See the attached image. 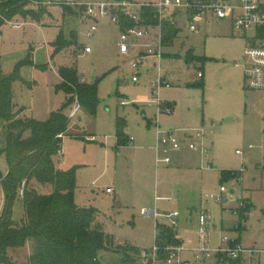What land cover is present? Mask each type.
<instances>
[{
	"label": "rangeland",
	"instance_id": "rangeland-1",
	"mask_svg": "<svg viewBox=\"0 0 264 264\" xmlns=\"http://www.w3.org/2000/svg\"><path fill=\"white\" fill-rule=\"evenodd\" d=\"M36 1L24 0L25 12H33L36 20L31 18L33 15H15L9 21L11 24L31 21L35 22L34 25H26L21 30L14 29L7 22L2 26L0 53L5 61L13 58L12 52L17 53L18 59L22 57L23 50L33 49L34 54L40 48L38 59L48 63L47 44L57 39L60 33L71 43L75 41L74 35L78 44L90 47L93 54H81L77 47L69 45L65 54L56 57V62L64 61L76 66L88 84H92L95 77L100 79L96 116L82 110L71 119V137H65L63 152L57 157L60 170H75L76 205L81 209L100 211L105 232L120 242L135 245L139 250L151 249L158 238L155 219L144 218L142 209L157 210L162 215L158 219L159 224H164L166 230L174 235L175 229L166 226L168 221L163 216L178 211L181 217L176 231L186 248L216 249L223 239L239 238L243 248H264V91L250 90L244 68L237 66L244 59L247 48L264 47V43L258 42L256 31L238 32L231 21L222 23L208 16L198 24L196 33H190L188 19L179 16L180 35L176 36L179 40L170 49L175 54L173 59L162 62L163 76L171 87L160 90L163 106L159 120L163 129H185L191 134V144L204 143L208 152L205 161L212 163L213 170H201L200 162L187 172L166 170L164 165L156 169L151 149L155 130L149 128L147 122L156 113L150 107V99L153 82L158 76L157 67L153 62L147 63L146 69H140L139 82L133 83L136 72L129 64L132 58L120 53L121 30L117 25L100 23L98 31L88 38L90 26L73 20L72 15L76 17V14L69 12L70 7L56 4L61 0H49L54 2L52 6ZM74 50L77 53L73 58ZM189 52L193 57L187 64ZM199 73H202V78H199ZM54 75L51 70L38 72L37 80L48 83ZM40 91L32 101L31 115L44 121L48 116L47 110L58 106L60 97H52L53 92L48 85ZM72 98L73 95L66 96L67 101ZM167 102L174 106L169 108ZM74 103L75 100L65 110L67 116ZM122 119L126 123L124 130L128 141L135 138L134 144L139 148L131 147L129 142L117 145L116 125ZM202 129L205 135L200 138L197 132ZM180 134L177 133V137ZM4 148L5 129L0 121V220L7 207L3 180L9 171ZM222 172H229L230 178L222 180ZM221 187L228 191L225 196L230 200L227 203L202 199L205 194L218 192ZM107 189L114 193L107 194ZM246 198L251 200L252 210ZM239 200L242 207L238 215L232 209L239 205ZM202 213L207 216L204 233L199 223ZM8 220L16 225L24 224L25 209L19 189ZM240 225L239 231V228L234 229ZM190 236L196 238L191 239L196 241L192 246L185 242ZM27 255L28 247L25 245L16 251L9 250L7 256L14 264H25ZM106 258L116 257L112 253L102 257L103 264H108Z\"/></svg>",
	"mask_w": 264,
	"mask_h": 264
},
{
	"label": "trees",
	"instance_id": "trees-1",
	"mask_svg": "<svg viewBox=\"0 0 264 264\" xmlns=\"http://www.w3.org/2000/svg\"><path fill=\"white\" fill-rule=\"evenodd\" d=\"M25 5L24 0H0V36L2 26L15 15H33L31 11L25 12ZM68 10L77 15L74 9ZM31 18L36 20L34 15ZM125 23L130 25L128 21ZM177 34L176 28L168 29L165 43L170 44ZM74 38L75 41L69 43L60 33L52 44V58L69 45L77 47L78 51L82 46L73 35ZM191 57L193 55L189 52L186 63L189 64ZM33 65L32 54L29 53L10 75H5L0 55V121L4 123L3 152L9 167L8 175L3 180L7 207L0 220V262L14 264L9 261L7 250L22 248L29 243L32 253L28 264H103L102 257L111 253L118 260L106 258L108 264H138L141 250L130 245L116 246L113 236L105 232L99 212L94 208L81 209L76 205L75 170L63 171L57 164L71 122L64 110L73 100H77L84 112L96 116L100 79L96 78L92 84L84 83L76 66L60 68L62 83L57 86V91L73 95V98L46 120L39 121L20 116L23 110L15 105L12 92L13 84L23 81L20 69ZM124 128V120H119L116 125L119 146L128 144ZM221 176L222 180L230 178L229 172H222ZM18 189L25 209V221L21 226L8 220ZM157 229L160 235L155 243L159 247L181 244L164 225L158 224Z\"/></svg>",
	"mask_w": 264,
	"mask_h": 264
},
{
	"label": "built area",
	"instance_id": "built-area-1",
	"mask_svg": "<svg viewBox=\"0 0 264 264\" xmlns=\"http://www.w3.org/2000/svg\"><path fill=\"white\" fill-rule=\"evenodd\" d=\"M36 3L51 6L54 2L38 0ZM57 5H66L77 11L80 20L90 26L87 37L91 38L98 31L101 22L117 25L121 30L120 53L130 60V67L136 72L133 83L139 82L140 69L144 68L151 60H156L158 69L157 79L153 82V91L150 103L162 111L163 100L161 88H170L162 74V60L165 50L166 31L178 28L179 16H184L189 21V31L196 33L198 24L203 18H214L227 22L231 21L236 31L248 33L256 31L258 42L264 43V0H158L146 2L139 0H61ZM147 11V13H145ZM130 23L126 25L125 22ZM13 27L19 28V25ZM155 32V33H154ZM157 32V33H156ZM81 54H90V47L79 49ZM244 68L246 83L250 90L264 91V47H249L245 51L244 59L237 64ZM202 77V73L198 74ZM124 106L125 104L122 103ZM82 110L80 103L75 100L69 115L70 120ZM170 112V110H168ZM180 130H163L157 125L158 143L156 146L157 163L169 164L171 150H179L181 142L177 137ZM205 130H198L197 136L203 138ZM132 139L130 140V142ZM193 150L207 153L206 148L193 145ZM239 153V152H237ZM163 154V156H160ZM207 169H211L208 165ZM242 173V172H241ZM240 174V173H238ZM112 193V189L106 191ZM227 189L221 187L218 192L205 194L203 200L227 203L230 200L225 195ZM242 204H240V208ZM144 218L160 217L156 210L142 209ZM180 213L174 212L166 215L169 228L178 227ZM201 232H205L207 216L201 214L199 218ZM156 224V238L159 235ZM219 248L206 247L186 248L178 246L159 247L156 243L151 249L142 250L138 264H264V250L243 248L236 240L223 239ZM223 245H226L224 247Z\"/></svg>",
	"mask_w": 264,
	"mask_h": 264
},
{
	"label": "crops",
	"instance_id": "crops-1",
	"mask_svg": "<svg viewBox=\"0 0 264 264\" xmlns=\"http://www.w3.org/2000/svg\"><path fill=\"white\" fill-rule=\"evenodd\" d=\"M58 2V1H57ZM52 6V5H51ZM73 17V20H77L81 25H83L84 23L80 20V18L77 17H74V15H72ZM220 21V20H219ZM222 23H225L223 21H221ZM9 23L12 27L14 25H19L20 27L19 28H15L13 27L14 29L16 30H21L23 27H25L26 25H34L35 22H31V21H23L22 23H16V24H11L9 21L7 22ZM101 23H107V24H110L108 22H101ZM39 24V23H38ZM40 25V24H39ZM43 26H46V24H41ZM178 30V34L180 35V29L177 28ZM191 33V32H190ZM179 40V37H176L170 44H166L165 46V50H164V57H163V60L165 59H173V56H174V52L173 51H170V49L174 48V42H177ZM56 41V39L53 41V42H50L47 44V48L49 49V57H50V62H43V61H40L38 59V56H37V51L40 49V48H37V51H35V53L33 54L32 51L33 49H30L28 52H26V50H23L22 52V57H19L17 59V53H10L12 54L13 58H9L8 61L6 62L5 61V57L1 55V64H2V70H3V73L5 75H10L13 71H14V68L17 64H19L21 61L25 60L27 55L29 53L32 54V60H33V66H23L21 69H20V76L22 78L23 81H17L13 84V88H12V92H13V101L15 103V105L17 106L18 109H22V115L23 116H26V117H31V118H34L36 119L35 117H32L31 115V112L33 110V99L35 97V95L38 93V92H41L40 90L42 89L43 86L45 85H48L49 88L52 89V92H53V96L52 97H56L55 99H57V97H60L59 100V105L56 106L54 104V109L51 108V110H47V114L48 116L46 117V119L51 115V113L55 112V111H58L60 109L63 108L64 104L67 102L66 100V96L67 94H65L64 92L62 91H57V86H59L61 83H62V79L59 75V69L60 68H63V67H72L74 66L73 64L72 65H69L67 64V62H56V57L58 55H61V54H65V51L68 50V48H66L65 50H63L62 52L58 53L54 58H52V54L54 52V49H53V46L52 44ZM88 47V46H87ZM81 48H84V47H81ZM92 50V49H91ZM77 53V51H73L72 53V57L75 56ZM93 54V50L90 54H84V55H91ZM81 55V54H80ZM8 57V56H6ZM80 57V56H79ZM74 58V57H73ZM162 60V62H163ZM150 63H154L153 65L155 66V63H156V60H153L151 59L149 61ZM148 62V63H149ZM187 62V61H186ZM188 64V63H187ZM163 66V64H162ZM42 67V68H40ZM146 69V67H144ZM78 69V68H77ZM51 70V71H54L55 72V75L53 77V79L51 81H49L48 83H41L39 80H37V74L38 72H44V73H48V71ZM162 70H163V67H162ZM163 74V73H162ZM78 75L79 77L81 78V82H84V83H87L86 81H84V79L82 78V76H80L79 74V71H78ZM199 76V75H198ZM203 77V76H202ZM202 77H199V78H202ZM97 77H95L94 79H96ZM165 78V77H164ZM166 79V78H165ZM99 95V94H98ZM29 96V97H28ZM32 100H31V99ZM162 99V98H161ZM152 104V103H151ZM166 105H169L171 107L174 106V104L170 103V102H167ZM71 106H69L68 108H70ZM150 107L154 110H156V113L152 116V118L150 120H148V127H153L154 128V133H155V141H154V145L153 147H151V149L154 151V161H155V167L156 169H158V167L160 165H164L166 167V170H169V169H173V170H177V171H184V172H187V171H191L190 168L191 166H193L194 164L200 162L201 164V170L203 171H212L213 170V166H212V163L211 162H208L206 163V157H207V153L203 154L200 150H193L191 147L193 145H196V144H191V140L190 137H191V134H189L188 132H186L185 129H179V128H171V129H163L161 124H160V120H159V113H158V108L152 104L150 105ZM67 109V108H66ZM65 109V110H66ZM64 110V113L67 115V112ZM82 111V110H81ZM21 116V117H23ZM45 119V120H46ZM38 120V119H36ZM123 120V119H122ZM125 122V121H124ZM126 125V123H125ZM157 125H159L163 130H180L179 132L177 133H181L180 134V137H178V139L180 140L181 142V148L179 150H175V151H172L170 152L169 156L171 158V162L169 164H164V163H157V151H156V146H157V143H158V135H157ZM71 122H70V128H69V131L67 133V136H70V132H71ZM125 129V128H124ZM124 133L126 135V132L124 130ZM66 137V136H65ZM71 137V136H70ZM116 137V135H115ZM126 138L128 140V135H126ZM65 139V138H64ZM132 139V141L130 142V140ZM64 142V140H63ZM129 144L131 145V147L133 148H139L138 145H135L134 143L136 142L135 138L131 137L129 139ZM204 145V143H201L199 145H196V146H201V145ZM207 150V149H206ZM63 152V150H62ZM160 156H163V154H161ZM210 165L211 166V169H207V166ZM172 166V167H171ZM242 178H243V172H242ZM229 179V178H228ZM108 190V189H107ZM107 193V192H106ZM114 191L112 193H109V194H113ZM108 194V193H107ZM203 199V198H202ZM247 200L250 201L251 203V200L249 198H246ZM240 201L239 200V205L235 208V209H232L234 213H237L239 215V208H240ZM253 206H252V203H251V210H252ZM231 210V211H232ZM250 210V212H251ZM98 211V210H97ZM157 211V210H156ZM99 212V215H100V222L101 224L103 225V220H102V214ZM175 212H178V211H175ZM249 212V213H250ZM158 213V212H157ZM159 214V213H158ZM204 214V213H202ZM160 215V214H159ZM162 215H160L161 217ZM159 217V218H160ZM165 217V216H163ZM181 217V214L179 216V218ZM158 218V219H159ZM191 218H189L190 220ZM156 221V220H155ZM156 224H159L158 220L156 221ZM178 224H179V219H178ZM161 225V224H160ZM164 225V224H162ZM241 228V225L240 226H237V227H234V229L236 228ZM237 229L238 231L240 230ZM177 229H175V232H176V237L177 239L181 242L182 244V241L183 239H181L178 234H177ZM236 232V230H234ZM159 232V231H158ZM108 234V233H107ZM110 235V234H109ZM113 236V235H111ZM114 242L117 244V245H120V244H127V243H123V242H120L118 241L114 236ZM191 239H195V237H187L185 240V242H187V244H189V246H192V243L196 244V241L194 240H191ZM156 240V239H155ZM193 241V242H192ZM239 244L242 245L241 243V238H239V240H236ZM155 244V243H154ZM193 244V245H194ZM27 247H28V255H27V260H26V263L25 264H28V261H29V258L31 256V253H32V250H31V245L29 243L26 244ZM127 245H131V244H127ZM183 245V244H182ZM131 246H134L135 245H131ZM19 249V248H17ZM245 249H254V250H264V248H256L255 246L253 247H245ZM9 250H15L16 249H13V248H10L7 250V255H8V251ZM141 251L142 250H145V249H140ZM13 263V262H12Z\"/></svg>",
	"mask_w": 264,
	"mask_h": 264
}]
</instances>
